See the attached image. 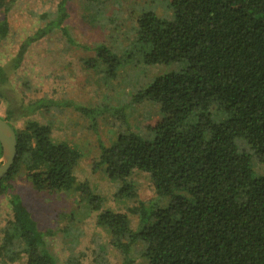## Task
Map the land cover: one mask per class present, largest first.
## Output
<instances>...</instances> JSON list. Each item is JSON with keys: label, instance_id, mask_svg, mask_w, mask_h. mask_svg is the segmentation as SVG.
Returning <instances> with one entry per match:
<instances>
[{"label": "trees", "instance_id": "trees-1", "mask_svg": "<svg viewBox=\"0 0 264 264\" xmlns=\"http://www.w3.org/2000/svg\"><path fill=\"white\" fill-rule=\"evenodd\" d=\"M167 1L170 19L144 8L136 16L128 11L131 43L145 65L177 69L156 76L132 97L157 105L146 132L120 133L101 148L98 159L107 176L120 181V197L137 198L129 179L133 172L149 175L153 197L132 208L145 223L133 229L126 214L108 210L97 223L105 228L119 264H264V0ZM13 3L0 0L5 15L0 43L11 35L7 14ZM104 3L109 10L113 6V0ZM70 4L56 0L34 13L36 29L17 42L8 63L0 62V104L5 102L9 111L19 105L9 74L29 46L55 32L75 43L66 24ZM96 8L95 13L83 11L85 20L97 16ZM115 21L111 17L108 23ZM99 45V52L109 53L104 43ZM36 104H28L30 111ZM22 121L18 128L7 121L15 132L16 156L0 178V198L6 196L10 208L0 227V261L56 264L44 240L51 233L38 229L10 192L11 181L23 175L37 191L71 190L79 152L54 143L49 126ZM157 197L169 201L164 207L151 204ZM92 251L100 262L98 248Z\"/></svg>", "mask_w": 264, "mask_h": 264}, {"label": "rangeland", "instance_id": "rangeland-1", "mask_svg": "<svg viewBox=\"0 0 264 264\" xmlns=\"http://www.w3.org/2000/svg\"><path fill=\"white\" fill-rule=\"evenodd\" d=\"M55 1L14 0L7 14L12 23L11 35L0 43L1 63H8L17 42L38 26L34 13L53 7ZM100 1L71 0L66 24L75 43L68 44L60 32L32 43L20 66L9 74L10 92L19 105L9 111L5 102L0 104V117L14 128L21 127L22 120H35L49 126L54 143H66L79 152L71 190L37 191L23 175L21 180L11 181L10 192L26 206L38 229L51 233L45 235L44 240L56 264H77L75 261L79 264H119L115 249L107 244L105 228L97 223L104 210L126 214L133 229L145 223L132 208L138 201L153 197L149 175L133 172L129 179L135 184L137 198L120 197L117 192L121 183L107 176L103 165L98 164L99 154L101 148L111 146L120 133L146 132L145 125L156 116L157 105L147 101L136 103L132 97L156 76L177 69L176 65H145L136 45L131 43L128 11L136 16L138 10L144 8L170 19L167 0H125L128 5L124 9L123 0H113L110 10ZM95 4L96 10L99 8L97 16L85 20L83 11L95 13ZM4 16L0 11V20ZM111 17L119 21L109 25ZM101 43L109 53L98 51ZM33 102L37 104L30 111L28 104ZM92 196L98 198L97 203L91 202ZM152 201L151 204L164 207L169 198L157 197ZM9 215L8 198L2 196L0 227ZM93 248H98L103 261L98 262ZM133 257H137L135 253ZM24 263L22 258L5 264ZM0 264L4 263L0 261Z\"/></svg>", "mask_w": 264, "mask_h": 264}, {"label": "water", "instance_id": "water-1", "mask_svg": "<svg viewBox=\"0 0 264 264\" xmlns=\"http://www.w3.org/2000/svg\"><path fill=\"white\" fill-rule=\"evenodd\" d=\"M0 178L9 171L16 156V136L12 127L0 117Z\"/></svg>", "mask_w": 264, "mask_h": 264}]
</instances>
